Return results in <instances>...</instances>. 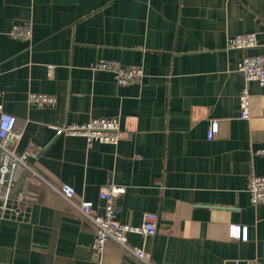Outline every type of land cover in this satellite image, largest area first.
I'll use <instances>...</instances> for the list:
<instances>
[{
    "label": "crops",
    "instance_id": "1",
    "mask_svg": "<svg viewBox=\"0 0 264 264\" xmlns=\"http://www.w3.org/2000/svg\"><path fill=\"white\" fill-rule=\"evenodd\" d=\"M23 22L30 41L9 35ZM249 32L257 46L227 47ZM261 53L264 0H0V101L22 131L16 151L40 146L28 162L42 177L16 181L12 194L25 199L0 218V264H97L94 225L77 203L100 212L99 191L114 185L124 187L116 218L137 225L154 212L156 232L127 236L147 262L109 239L101 264H264V202L253 205L247 191L250 174L264 175V85L248 82L249 118H240L236 69ZM99 60L143 74L119 84L93 68ZM30 93L54 100L30 105ZM97 117L117 118L131 137L55 134ZM64 183L72 201L57 190Z\"/></svg>",
    "mask_w": 264,
    "mask_h": 264
},
{
    "label": "built area",
    "instance_id": "2",
    "mask_svg": "<svg viewBox=\"0 0 264 264\" xmlns=\"http://www.w3.org/2000/svg\"><path fill=\"white\" fill-rule=\"evenodd\" d=\"M9 35L30 41L32 37L30 22L15 23L9 30ZM258 45L255 32L237 34L228 38V48L247 49ZM94 69L105 70L113 73L119 84L138 81L143 72L140 67L130 65L123 66L115 60H99ZM237 72L243 76L244 84L239 94V116L249 118V88L248 82L254 80L260 85H264V53L245 55L237 64ZM53 97L47 94L30 93L28 103L30 105L41 106L51 104ZM15 116L4 112L0 101V218L6 213H14L18 210L16 203L25 199L24 191H19L16 195L13 188L16 181L26 176L27 183L39 182L42 180L40 174L34 170L29 162L30 156H35L40 146L29 143L24 150L17 152V143L22 137V131L15 127ZM219 120H212L206 130V137L211 139L218 132ZM55 134L78 135L86 138L88 143L98 141L102 143L117 144L121 139L131 137L130 130H123L119 126V120L115 117L91 118L84 123L70 122L63 126H55ZM259 152L264 153V149ZM58 192L67 200L72 201L75 190L69 184H61ZM247 191L250 202L253 205L264 202V175L250 174L248 177ZM124 192L123 186H109L101 188L98 194L101 200V211L93 209L94 202L91 200H81L77 203L80 212L89 218L94 225V238L91 243V254L97 264H101V257L106 242L114 240L121 248L125 249L134 258L147 262L144 249L140 246L128 244V234H154L156 232L157 215L154 212L146 211L142 214L140 224L132 225L121 222L115 216L116 200ZM238 230V231H237ZM229 235L239 238L240 232L237 226L229 227ZM245 264H259L256 260H245Z\"/></svg>",
    "mask_w": 264,
    "mask_h": 264
}]
</instances>
